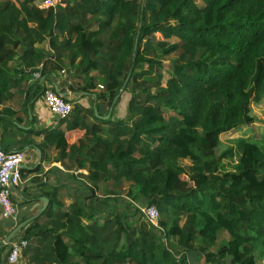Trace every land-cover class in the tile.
<instances>
[{
	"label": "trees",
	"instance_id": "16d2710c",
	"mask_svg": "<svg viewBox=\"0 0 264 264\" xmlns=\"http://www.w3.org/2000/svg\"><path fill=\"white\" fill-rule=\"evenodd\" d=\"M42 2L0 0V105L36 73L40 83L63 70L58 58L48 57L68 51L70 67L85 80L78 91L89 94L90 108L55 91L73 104L71 116L59 120L66 129L29 135L44 136L37 145L43 157L57 149L59 160L71 158L89 172L85 179L94 188L110 182L113 193L103 208L93 188L66 207L53 189L47 209L13 239L28 242L20 260H264V146L259 138L244 141L235 172H221L234 149L219 157L215 152L221 136L254 125L251 107L264 100V0H67L56 9H42ZM46 42L50 49H41ZM177 53L165 81L163 60ZM129 92L127 117L115 119ZM0 114L13 119L10 109ZM77 130L85 135L69 146L66 135ZM122 184H129L125 197ZM115 194L120 204L110 200ZM140 203L158 210V227L145 219ZM18 225L0 219V264L8 262L10 244L4 241ZM224 234L228 239L220 241Z\"/></svg>",
	"mask_w": 264,
	"mask_h": 264
},
{
	"label": "crops",
	"instance_id": "0c3cea01",
	"mask_svg": "<svg viewBox=\"0 0 264 264\" xmlns=\"http://www.w3.org/2000/svg\"><path fill=\"white\" fill-rule=\"evenodd\" d=\"M39 47L50 49L48 42ZM51 53L54 55L48 58H52V60L58 58L57 64H63V70L51 72L49 80L43 78L40 83L37 82L39 79H35V77L31 81L24 82L20 92L14 90L16 94L12 100L5 105H0V112L6 109L13 112V119L8 114H0V120L4 119L0 126V147L9 152L20 151L23 148L25 155L22 165L24 166L22 168L23 183L14 189L12 196L13 201L18 206V216L13 221L16 224L25 223L24 228H27L34 218L43 212L45 203L42 199L48 198L50 202L49 195L53 193V189L59 191V197L68 207L71 203L89 196L91 194L89 190L93 188L97 199L103 201V208L105 207L104 200L107 198L106 194H110L112 186L110 182H100L94 188L92 183L85 179L89 172L79 169L75 160L71 158L59 160V151L55 148L47 150L43 157L37 145L43 143L44 136H38L35 133L29 135L30 131L40 132L59 127V120L50 113L45 105L43 95H41L45 90H54L68 100L74 103L78 102L85 108H90L89 94L78 91L80 86L85 84V80L76 72L75 67H70L69 52L61 49L58 53L54 51ZM39 84L42 85L38 88ZM100 87L101 85H98L97 89ZM89 123L93 124L94 122L91 120ZM59 128L65 130L66 125H60ZM84 135L85 131L81 130L67 133L69 146L80 142ZM104 136L106 135L104 134ZM4 137L10 143L3 145L1 139ZM78 153L72 154L73 158ZM40 165L42 169L37 171ZM124 185L129 188V184H122L121 187L123 188ZM0 219H5L2 214H0Z\"/></svg>",
	"mask_w": 264,
	"mask_h": 264
},
{
	"label": "built area",
	"instance_id": "2783aa9c",
	"mask_svg": "<svg viewBox=\"0 0 264 264\" xmlns=\"http://www.w3.org/2000/svg\"><path fill=\"white\" fill-rule=\"evenodd\" d=\"M67 0H43L40 7L42 9L66 6ZM35 79H40V73L34 75ZM44 102L50 113L58 120L68 119L73 112V104L64 100L53 90H46ZM25 155L21 151L6 152L0 148V208L5 219L16 220L18 216V206L13 201V191L23 183V169ZM145 219L158 227L159 212L155 207L142 208ZM27 241H11L8 256V264H17L22 256L23 249L27 247Z\"/></svg>",
	"mask_w": 264,
	"mask_h": 264
},
{
	"label": "rangeland",
	"instance_id": "374dc122",
	"mask_svg": "<svg viewBox=\"0 0 264 264\" xmlns=\"http://www.w3.org/2000/svg\"><path fill=\"white\" fill-rule=\"evenodd\" d=\"M197 1L200 5H202L201 0H197ZM156 38L159 40L162 39L160 36H158ZM171 42L172 43L177 42V39H172ZM178 55H179V53L173 54L171 56L164 58L163 61L165 64V71H164L165 81H167L170 78L169 72L172 71L171 62H172V60L177 58ZM98 89L103 90L104 88L101 86ZM130 99H131V93L130 92L124 93L121 101L119 102V104L115 110V114H114L115 119H122V118L124 119L127 117L128 104H129ZM251 108H252L251 109V115L255 120L254 125L241 127L238 130L233 131L232 133H229L227 135H223L219 138V142L215 148V152H216L217 157H219L223 152L227 151L229 148H233L235 151V157L234 158H227V159L222 160V162H221V168H222L221 172L222 173L235 172L236 171L244 141L252 140V139L256 140L257 138H259L258 140H260V141H258V142L264 146V100L260 104H253ZM5 138L6 137H4L2 139L4 140ZM2 139H1V142L3 145H5V143H10L8 140L5 139L3 141ZM189 163L190 162H188L187 160L185 161V164L189 165ZM128 190H129L128 186L124 185V187L120 189V193H123V195L126 196V193ZM112 193H113L112 190H110V195ZM110 197H111L110 200L113 203L120 204L119 203L120 198L116 194L113 196H110ZM112 197H116V198L114 199ZM116 200H118V201H116ZM139 206L141 208L147 207L146 205H144V203H140ZM0 214H2L1 209H0ZM226 239H228V236L226 234H224L221 236L220 241L226 240ZM169 247L171 250L176 251L175 253L177 254V256L180 255V253L177 251V250H179L177 247V244L174 241H172V242L170 241ZM202 258H199L196 255H194V256H191V258L189 257L188 262H189V264H203ZM257 263L258 264H264V260H262L258 257ZM6 264H8V262ZM17 264H24L23 260L22 261L19 260V262Z\"/></svg>",
	"mask_w": 264,
	"mask_h": 264
},
{
	"label": "water",
	"instance_id": "95a60500",
	"mask_svg": "<svg viewBox=\"0 0 264 264\" xmlns=\"http://www.w3.org/2000/svg\"><path fill=\"white\" fill-rule=\"evenodd\" d=\"M136 50H137V43H136V46H135V52H136ZM127 83V82H126ZM121 91H123V89L121 90ZM115 102H116V100H115ZM115 102H114V104H115ZM103 119H105V120H107V119H109L110 118V114L109 115H107V116H105V117H102ZM24 166H22V168H23ZM43 200V202L45 203V206H44V208H43V211L45 210V209H47V207H48V205H49V199L48 198H43L42 199ZM25 226V223H22V224H20V225H18L10 234H9V236L6 238V240L4 241V243L5 244H10L11 243V241L15 238V236L21 231V229L23 228Z\"/></svg>",
	"mask_w": 264,
	"mask_h": 264
}]
</instances>
